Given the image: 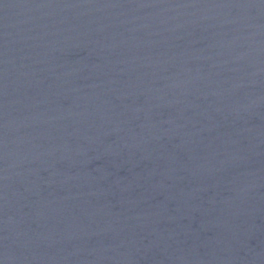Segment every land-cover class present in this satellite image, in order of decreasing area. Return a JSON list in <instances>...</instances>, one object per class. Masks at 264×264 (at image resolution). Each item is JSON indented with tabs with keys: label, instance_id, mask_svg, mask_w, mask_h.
<instances>
[{
	"label": "water",
	"instance_id": "obj_1",
	"mask_svg": "<svg viewBox=\"0 0 264 264\" xmlns=\"http://www.w3.org/2000/svg\"><path fill=\"white\" fill-rule=\"evenodd\" d=\"M0 264H264V0H0Z\"/></svg>",
	"mask_w": 264,
	"mask_h": 264
}]
</instances>
